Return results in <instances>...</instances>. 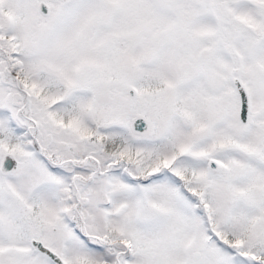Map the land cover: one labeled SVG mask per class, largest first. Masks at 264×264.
I'll list each match as a JSON object with an SVG mask.
<instances>
[{
  "label": "snow or ice",
  "instance_id": "1",
  "mask_svg": "<svg viewBox=\"0 0 264 264\" xmlns=\"http://www.w3.org/2000/svg\"><path fill=\"white\" fill-rule=\"evenodd\" d=\"M0 264H264V0H0Z\"/></svg>",
  "mask_w": 264,
  "mask_h": 264
}]
</instances>
